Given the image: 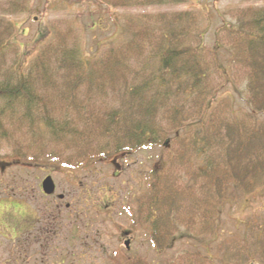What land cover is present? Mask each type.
<instances>
[{
    "label": "trees",
    "instance_id": "obj_1",
    "mask_svg": "<svg viewBox=\"0 0 264 264\" xmlns=\"http://www.w3.org/2000/svg\"><path fill=\"white\" fill-rule=\"evenodd\" d=\"M94 1L129 9L188 0ZM29 3L0 0V8L13 15L27 12ZM220 16L217 48L229 55L228 73L215 49L202 45V14L195 9L128 12L118 40L95 57L82 53L71 20L51 22L25 67L21 55L6 67L17 28L0 18V102L12 119L19 112L26 119L39 156L81 168L161 148L148 172L141 221L156 250L181 239L203 248L165 264H264V219H246L240 236L218 237L225 205L239 208L264 194V5ZM225 84L248 110L234 106Z\"/></svg>",
    "mask_w": 264,
    "mask_h": 264
},
{
    "label": "rangeland",
    "instance_id": "obj_2",
    "mask_svg": "<svg viewBox=\"0 0 264 264\" xmlns=\"http://www.w3.org/2000/svg\"><path fill=\"white\" fill-rule=\"evenodd\" d=\"M249 5L261 6L264 0H188L179 5L129 9H107L94 0H30L27 12L12 15L0 8V18L14 21L17 28L6 49V67L19 55L21 66L25 67L48 37L51 22L71 20L78 31L82 53L95 57L118 40L121 16L128 12L195 9L202 14V45L215 49L218 62L228 73L229 55L217 48L218 29L224 24L220 12ZM227 20L225 23L230 22ZM230 84H225L222 91L233 95L236 108L248 110ZM26 123L20 112L18 118L12 119L11 112L4 110L0 102V190L11 188L12 199L26 201L34 209L42 199L36 183L48 173L56 194H63L64 202H70L71 208L62 206L55 235L51 231L47 235L50 240L44 255L36 253L34 245L22 243L28 236L36 235L31 232L17 240L12 264H115L131 259H139L141 264H165L187 252H203L191 239L176 240L166 250H156L151 244L149 228L143 224L146 208L142 200L149 191L148 172L160 152L159 146L141 148L127 158H118L120 166L114 159L81 168L65 167L62 159L55 157L50 161L39 156L37 148L32 150ZM52 198L56 200V196L49 197ZM79 198L82 201L76 202ZM75 209L79 210L78 217L73 214ZM54 212L48 216L56 215ZM254 216L264 219V194L251 195L239 208L225 205L219 239L240 236L243 222ZM130 228L132 241L125 250L123 230Z\"/></svg>",
    "mask_w": 264,
    "mask_h": 264
},
{
    "label": "flooded vegetation",
    "instance_id": "obj_3",
    "mask_svg": "<svg viewBox=\"0 0 264 264\" xmlns=\"http://www.w3.org/2000/svg\"><path fill=\"white\" fill-rule=\"evenodd\" d=\"M131 154L126 153L115 158L117 166H120V164H118V158L122 160ZM48 176L50 175L47 173L38 178L36 187L42 199L39 200L40 204L37 205V207L35 206L36 208L34 209L30 204H27L26 201L12 199L11 188L5 187L3 190H0V264H12V251L17 248V240L31 232H35L36 235L34 234L35 236L33 237L31 235L28 236L29 238L27 237V240L22 243H24L25 246L27 244L29 246L34 245L35 252H41L42 255H44V251L48 248L50 240L47 235L50 231L55 235L57 229L56 223H58L57 217L61 215L62 206L66 209L71 208L70 202H64L63 194H56L55 184L53 193H44L43 181ZM53 196H56V200H54V198L49 199V197ZM81 201L82 199L79 198L76 202ZM56 202H58V204H56ZM52 211H55L56 215H51L52 217H49L48 214ZM73 214L78 217L80 215L79 210L75 209ZM12 231L14 234L13 237ZM131 231V228L130 230H123L122 236L125 250L129 248L132 241ZM31 239L32 241H30ZM125 243H127V247L125 246ZM19 249L21 251V246H19ZM40 260L41 262H44L43 258Z\"/></svg>",
    "mask_w": 264,
    "mask_h": 264
},
{
    "label": "water",
    "instance_id": "obj_4",
    "mask_svg": "<svg viewBox=\"0 0 264 264\" xmlns=\"http://www.w3.org/2000/svg\"><path fill=\"white\" fill-rule=\"evenodd\" d=\"M54 183L50 176L46 177L43 181V191L46 194H51L54 192ZM62 197V196H60ZM125 246L127 247V243H125Z\"/></svg>",
    "mask_w": 264,
    "mask_h": 264
}]
</instances>
